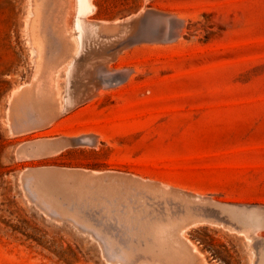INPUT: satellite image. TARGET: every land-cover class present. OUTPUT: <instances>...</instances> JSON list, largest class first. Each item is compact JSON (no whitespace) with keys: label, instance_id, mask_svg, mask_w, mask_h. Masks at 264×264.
Returning a JSON list of instances; mask_svg holds the SVG:
<instances>
[{"label":"rangeland","instance_id":"374dc122","mask_svg":"<svg viewBox=\"0 0 264 264\" xmlns=\"http://www.w3.org/2000/svg\"><path fill=\"white\" fill-rule=\"evenodd\" d=\"M91 1L0 0V264H264V0Z\"/></svg>","mask_w":264,"mask_h":264},{"label":"bare ground","instance_id":"6f19581e","mask_svg":"<svg viewBox=\"0 0 264 264\" xmlns=\"http://www.w3.org/2000/svg\"><path fill=\"white\" fill-rule=\"evenodd\" d=\"M92 1L91 0H77V13H78V15H77V19H76V22H75V26H76V32H77V37H78V39L79 40H81V38L82 37H84L85 35L83 34L84 32H85V18H86V16L87 15H90L91 14V12H93V5H92V3H91ZM148 11V9H146V12ZM144 13H146L145 11H143ZM149 12H147L146 13V15L148 14ZM140 15V14H139ZM156 15H158V14H156ZM163 16H164V14H162ZM161 15V16H162ZM152 16V15H151ZM155 16V15H154ZM160 16V17H161ZM141 17V16H140ZM164 17H166V16H164ZM168 17V16H167ZM149 18V17H148ZM156 18H158L159 19V17H156ZM156 18H154V20L156 19ZM146 20H148V19H146ZM89 22V21H88ZM98 22V21H97ZM138 22V27H137V29L139 30V27L141 28V26H139V21H137ZM136 22V23H137ZM86 23H87V21H86ZM91 23V22H90ZM92 23H96V22H93L92 21ZM99 23V22H98ZM102 23V22H101ZM135 23V24H136ZM142 23H143V21H142ZM142 23H140V25H142ZM148 22H145V25H149V24H147ZM152 23H153V21H152ZM89 23H87V25H88ZM154 24V23H153ZM86 25V26H87ZM90 25V24H89ZM99 25H101V24H99ZM102 25H104V24H102ZM108 25V24H107ZM112 25V24H111ZM110 24H109V26H111ZM114 25V24H113ZM117 25V24H116ZM144 25V24H143ZM167 25V24H166ZM115 26V25H114ZM118 26V25H117ZM89 27V26H88ZM92 27H93V25H92ZM99 28H100V26H98ZM142 27H146V26H142ZM94 28H96V27H94ZM94 28H92V29H94ZM119 28V27H118ZM125 28V27H124ZM149 28V27H148ZM90 29V28H89ZM97 29V28H96ZM136 29V28H135ZM136 29V30H137ZM142 30L144 29V28H141ZM140 29V30H141ZM99 30V29H98ZM117 30V29H116ZM126 30V29H125ZM139 30V33L141 32ZM145 31V30H144ZM147 31V30H146ZM90 32V31H89ZM100 32V31H99ZM102 32V31H101ZM100 32V33H101ZM128 32V31H127ZM88 33V32H87ZM91 33V32H90ZM93 33H94V30H93ZM142 33V32H141ZM140 33V34H141ZM144 33V32H143ZM85 34H86V32H85ZM135 34V33H134ZM147 34V33H146ZM148 34H149V32H148ZM98 35L99 36H101L99 33H98ZM143 35V34H142ZM90 36V35H89ZM130 36V35H129ZM125 37H128V36H125ZM137 36L135 35L133 38V40H135V38H136ZM139 37V36H138ZM130 38H131V36H130ZM93 39V38H92ZM122 39V38H121ZM137 39V38H136ZM161 40V39H160ZM140 41H144V39H142V40H140ZM115 43H117V42H115ZM128 43V42H127ZM118 44V43H117ZM81 45V44H80ZM101 45V44H100ZM126 45V44H125ZM130 45V44H129ZM88 46V45H87ZM93 48V47H92ZM116 48V47H115ZM123 48H125V47H123ZM122 48V49H123ZM83 50H84V48H83ZM80 54H82V53H80ZM79 55V54H78ZM78 57V56H77ZM90 58V57H89ZM116 58V57H115ZM113 59V58H112ZM108 61H109V59H108ZM114 61V60H113ZM74 62V61H73ZM95 63V62H94ZM93 63V67H94V64ZM100 63V62H99ZM108 64V63H107ZM110 64V63H109ZM73 65V64H72ZM111 65V64H110ZM106 66V65H105ZM92 67V68H93ZM101 67V66H100ZM97 68V67H96ZM99 68V67H98ZM111 68H112V65H111ZM95 69V68H94ZM102 69V68H101ZM93 71V70H92ZM107 72V71H106ZM109 73V72H108ZM105 74V73H104ZM126 74V73H125ZM88 76V75H87ZM96 76V75H95ZM115 76H116V74H115ZM71 77V76H70ZM103 78V80H104V78L105 77H102ZM116 78V77H115ZM122 79V78H121ZM119 80V79H118ZM117 80V81H118ZM123 80V79H122ZM96 81V80H95ZM105 81V80H104ZM110 82V81H109ZM108 82V83H109ZM112 82V81H111ZM84 83V82H83ZM113 83V82H112ZM81 85V84H80ZM76 86V85H75ZM87 87H88V85H87ZM83 88V87H82ZM92 89V88H91ZM69 90V89H68ZM95 89H93L92 91H94ZM89 91V90H88ZM96 91V90H95ZM78 92H80V91H78ZM77 92V93H78ZM84 92H86V91H84ZM96 93V92H95ZM91 94V93H90ZM92 95V94H91ZM27 96V95H26ZM78 96H79V94H78ZM90 96V95H89ZM87 97H88V95H87ZM79 98V97H78ZM89 98V97H88ZM91 98V97H90ZM86 99V98H85ZM87 100V99H86ZM85 100H83V102H84ZM71 102V101H70ZM70 102H68V104L70 103ZM79 102H82V101H79ZM78 101H77V103H79ZM76 105V104H75ZM64 106H67V105H64ZM63 106V107H64ZM67 109V108H66ZM62 111V110H61ZM61 111H59V112H61ZM65 112H66V110H64ZM78 141V140H77ZM191 248H193V247H191ZM196 255V254H195ZM199 255V254H198ZM201 257V256H200ZM199 257V258H200ZM201 258H203V257H201Z\"/></svg>","mask_w":264,"mask_h":264}]
</instances>
